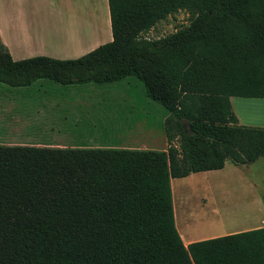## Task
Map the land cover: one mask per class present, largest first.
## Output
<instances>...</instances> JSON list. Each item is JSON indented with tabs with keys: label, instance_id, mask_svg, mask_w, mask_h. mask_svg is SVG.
<instances>
[{
	"label": "trees",
	"instance_id": "trees-1",
	"mask_svg": "<svg viewBox=\"0 0 264 264\" xmlns=\"http://www.w3.org/2000/svg\"><path fill=\"white\" fill-rule=\"evenodd\" d=\"M111 40L72 59L12 60L0 83L106 85L135 77L166 112L178 146L0 144V264H264V226L183 245L170 179L248 164L264 129L229 97L264 98V0H107ZM178 10L188 23L148 38Z\"/></svg>",
	"mask_w": 264,
	"mask_h": 264
},
{
	"label": "crops",
	"instance_id": "crops-1",
	"mask_svg": "<svg viewBox=\"0 0 264 264\" xmlns=\"http://www.w3.org/2000/svg\"><path fill=\"white\" fill-rule=\"evenodd\" d=\"M110 40L107 0H0V41L12 60L38 55L72 59ZM91 84L60 85L47 79H37L18 87L0 83V144L131 148L99 145L75 138L69 141L64 127L66 113L70 109L93 108L94 102L88 96L95 91ZM229 101L239 124L264 129V98L230 96ZM234 166L247 175L249 189L253 192L263 190L255 192L253 197L261 204L258 202L256 207H250L252 210L241 211L240 219L227 225L228 230L220 223L204 233L188 229L187 218L202 220L204 215L211 213L217 216L218 210L212 204L199 205L196 214L187 213L183 215L185 218L179 215V226L174 206V225L184 246L193 241L264 226V153L251 163Z\"/></svg>",
	"mask_w": 264,
	"mask_h": 264
},
{
	"label": "rangeland",
	"instance_id": "rangeland-1",
	"mask_svg": "<svg viewBox=\"0 0 264 264\" xmlns=\"http://www.w3.org/2000/svg\"><path fill=\"white\" fill-rule=\"evenodd\" d=\"M187 23L188 12L178 10L156 22L145 36L158 38ZM91 85L95 91L88 96L94 102L93 108L70 109L66 113L64 127L67 129L66 134L70 136L69 141L75 138L99 145L157 150L178 146L175 131L166 129L168 124L165 122V110L145 95L141 81L130 77L127 81L110 85ZM248 183L247 175L241 174L240 168L229 161L221 169L173 178L170 186L171 192L173 190V211L175 206L177 225L180 222L179 215L184 217L187 213L196 214L198 206L204 207L207 202L218 210V215L207 214L202 220L187 218V228L204 233L209 231V227L220 226L221 223L224 230H228L227 225L240 219L241 211L252 210L250 207H256L259 202L253 197L255 192L263 190L256 189L253 192ZM244 200L249 202L245 203Z\"/></svg>",
	"mask_w": 264,
	"mask_h": 264
}]
</instances>
